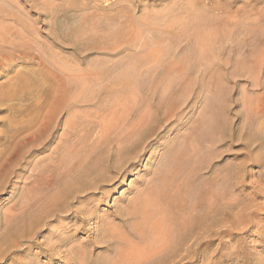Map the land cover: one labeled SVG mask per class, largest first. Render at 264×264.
Listing matches in <instances>:
<instances>
[{"label":"bare ground","instance_id":"obj_1","mask_svg":"<svg viewBox=\"0 0 264 264\" xmlns=\"http://www.w3.org/2000/svg\"><path fill=\"white\" fill-rule=\"evenodd\" d=\"M31 2L33 1L31 0ZM184 6L188 7L187 5ZM11 7L12 5L9 8ZM189 8L188 10H190ZM192 9L194 10V7ZM227 9L225 8L226 11ZM206 10L208 12V9ZM248 10L247 12H249ZM18 11L21 10L18 9ZM196 11L195 9L193 15L196 14ZM206 13H200L202 16H194L200 23L201 20L203 21L194 33L198 37L199 46L196 43L197 48L200 47L197 51V61L203 60L209 47L211 50L214 49L211 48L212 45L220 47L223 43L219 44L218 39L221 38L222 34V37H225L228 33L227 28L234 24V20L232 24L229 22L230 17L227 19V14L226 16L223 15L224 17L220 14L221 16H218V18H213L210 17L211 15H206ZM15 15L11 11L10 13L7 12V9L5 10L0 5V26H3L2 29H4L0 31V79H3L0 83V197L5 193L11 177H15L22 183L20 196L16 198L18 193L16 194L13 190L15 193L13 192L9 196L10 202L8 201L5 204L7 208L3 209L4 206H0V264H40L38 262L40 256L47 257L45 264H170L175 262L177 258L198 259L201 256L197 252L201 241L207 239L212 243L213 240L211 241V239L215 234V227L225 217L226 219L229 216L232 217V210L235 208V203H232L229 197V199L227 198L228 193L225 192L231 174L225 172L224 176H219L221 174L219 173V167H215L212 160H215L214 155L219 146L224 147V151L229 152L234 146L233 142L238 140V133L242 131L240 128L245 123L235 126L236 131H233L232 119L229 117V114H231L230 106L226 103L214 111V108L207 106L209 103L201 104L197 96L191 100L178 97L176 94L180 91L179 94H182L183 88L187 86L185 75L188 73L182 72V69H186L184 67L186 64L185 58L181 54L178 58L176 55L177 59L173 62L169 61V65L164 68L162 73L158 74L156 70L158 62H155L154 59L153 62L150 60L153 57L152 52L156 49L150 51L148 56L146 55L147 57H142L144 59L136 60L134 69L129 68L124 72L121 71L122 73L120 72L121 74L117 76L113 77L115 74L112 75L115 67L112 64H110L112 69L108 66L109 70L103 71V68H101L96 70H101L97 73L91 71L94 81L92 78L86 79H92L94 82L92 84L95 86L93 88L94 92L91 91L92 87L88 90L90 82L89 85L87 83L88 86L86 85L87 88L85 89L91 91L88 92L90 93L89 96L92 92L94 96L92 98L88 96L89 99H79L72 95V84L78 86L77 78L75 81L71 79L73 83L70 82V78L68 79L60 74L55 68L56 66H54L55 69L49 67L47 61H44L39 53H35L36 49L34 52L29 47L30 45H27L29 43L22 41L24 28L22 24L24 23L20 25ZM119 16H117V19ZM257 17L258 14L256 20ZM90 21H92L91 18ZM251 21L255 23V20L251 19ZM5 22L7 24L12 22L14 25L19 26V29H17L18 27L17 30L13 29L16 32L9 33L16 41L8 39L9 31L7 30L9 25ZM237 24L238 22L235 25L236 28L235 26L232 27L233 31L235 30L234 32L238 28ZM239 25L241 26V23ZM251 25L248 22V27ZM248 27L246 23V27L242 28L246 29ZM254 27L252 26V28ZM91 31H93L92 28ZM222 31H226L225 34ZM255 31L256 29L252 35ZM257 33L259 34V32ZM57 39L56 41H59ZM256 39L258 40V37ZM247 44H243V46ZM33 45L35 48V43ZM231 46H226L225 43L224 48L225 50L229 49L230 51H228L232 53L234 48L232 50L233 46ZM262 46L264 50V44ZM74 47H76L75 44ZM102 49L104 50V48ZM130 49L135 50L134 45ZM78 50L80 51V49ZM211 50L208 53L212 54L213 51ZM223 52H225L224 49H221V51L215 49V52H213L215 62L212 60L213 58L207 57L208 55L205 60L209 58L213 61L210 64L212 67L225 70L228 62H224V55L228 58L230 56L229 54H223ZM139 54L140 51H134L131 55L137 57ZM161 55L163 54L161 53ZM182 59H184L183 66L181 64ZM234 59L236 60V58ZM248 61L249 59L246 58L244 62H239L241 63L240 66L246 68ZM114 62L116 63V60ZM259 62L261 60L254 64L255 69L258 71L262 68ZM86 63L84 62V64ZM23 65L29 67L28 71H23L25 75L18 72L12 73L17 66L22 68ZM50 65L53 64L50 63ZM207 65L209 67V63ZM197 66L193 68V71L191 70L192 73H195ZM82 72L87 73L88 71L83 70ZM198 73L200 72L198 71ZM87 74H91L90 71ZM84 75V73L81 74V77ZM252 75L254 76V74ZM143 80H149L147 81L149 83L147 84L145 81L146 84H143ZM255 82H257L256 79ZM80 84L79 86H81ZM29 86H33V88L28 94L23 89ZM77 86H75V89H77ZM251 87H260L259 89L262 90L258 94L261 98L258 102L261 100L262 105L261 108L257 105L259 109L253 110L254 112L251 115H247L251 116L248 121L258 122L257 124L260 125L259 131L256 128L258 133L252 131V133H249V144L259 142L256 151H262L263 153L264 86L252 83ZM81 90L84 91V89H80V92H83ZM33 91H35L34 94H32ZM76 94L78 96V93ZM86 95L87 93L85 97H87ZM227 97L229 96L227 95ZM220 98L222 99V97ZM258 104L260 105V103ZM198 108L200 110L197 112ZM64 113H67V115ZM62 114L66 117L61 122L59 116ZM195 114L196 119L193 118ZM248 125L246 127L247 133L248 127H253V124ZM51 137L55 141V147L51 148L50 151L51 156H53V163H44L37 172L34 173L33 171L31 173L29 170L30 174L25 175L30 163L19 162H22L32 149L43 150ZM249 144L246 145L247 149H249ZM159 147L163 152L155 161L156 163H148L152 165L151 168H145L143 174L137 176L136 180L129 184L126 192L109 205V195L122 187L129 176L139 172V169L143 166L142 160L144 159L142 157L148 151L154 152ZM259 156L255 158L258 159ZM257 159L256 161L254 159L252 163H260ZM228 167L231 166L228 164ZM220 171L222 172V170ZM233 171L235 170L233 169ZM234 182L236 183L237 179ZM257 185H259L258 182ZM261 191L263 190L261 189ZM257 192L259 193V189ZM230 194H233V192ZM21 196L25 199V202H23L24 199ZM235 197L237 198V196ZM243 203L245 204V201ZM107 205L108 207L103 209ZM259 210L260 208H257V211ZM238 211L237 209L235 213ZM244 216L246 217V214ZM229 219L231 218L229 217ZM246 219H249V217H246ZM238 221H236L237 226ZM224 223L227 224L228 222L224 221ZM223 227L225 226L223 225ZM80 232L88 234L85 238L81 237L82 240H78L79 238H76V236ZM215 236L217 235L215 234ZM86 244L96 248H104L112 255V258L109 256L108 259H102V257V260L96 258L91 261L89 259V256H91L89 252L91 251L87 250ZM96 256L98 257V254Z\"/></svg>","mask_w":264,"mask_h":264},{"label":"rangeland","instance_id":"obj_2","mask_svg":"<svg viewBox=\"0 0 264 264\" xmlns=\"http://www.w3.org/2000/svg\"><path fill=\"white\" fill-rule=\"evenodd\" d=\"M6 1L7 0H0V3H1L0 5L2 6V8H5V10L7 9V12H9V13L11 11V13L16 14L15 16H16L20 25L22 23H24V24H22V27H24L23 31H22V36H23L22 41L25 43H29L27 45L28 46L30 45L29 47L32 48L33 51L36 49V52L35 51L34 52L37 54L39 53V55L42 57V59L44 61H47L49 67L54 68V66H56L55 68L57 69V71L60 74H62L64 77H67L68 79L70 78L69 79L70 82H72L71 79H73L75 81L77 78L76 82H77L78 86L76 84H72L73 90H74V91L72 90V95L76 96L79 99H84V98L87 99L89 94H90L88 92L93 91L94 90L93 88H95V86L92 85V84H94V82H93L94 79L92 77L93 73L91 71H94V73H97L101 70H99V71H96V70L101 69V68H103V71L109 70V68L111 67L110 64H112L113 67L115 66L114 67L115 70L113 69L114 72L112 73V75L115 74V75H113V77L117 76V75L121 74L122 72H124L125 70H128L129 68L134 69L133 67H134L136 60H139L142 57H147L148 54L150 53V51L152 52L153 50L156 49L154 52H152L153 57H151L150 60H151V62H153L154 60H155V62H158L156 65V70H157L158 74L162 73L164 68L169 65V61L173 62L175 59L178 58V56L180 57V54L182 55L183 58H185V60L184 59L181 60V64L183 66L184 65L183 63L185 61L186 64L184 65V67L186 69H184L185 71L182 69V72L189 74V75L188 74L185 75L186 76L185 82H187V86H186L187 88L186 87H185L186 89L183 88V90H182L183 95L179 94V93H181V91L178 94H176L178 97L180 96L182 98L184 97L183 99L187 98L188 100H191L197 96L199 98L198 101L201 104H203V103L208 104L209 103L207 106L214 108V111L218 110V108H220L222 105H224L226 103L227 105L230 106L229 109H230L231 114H229V117H230V119H232L233 131H236L235 126L237 127L241 123H243V124L245 123V125L246 124L248 125L249 123L253 124L254 129H252L253 127H248V133L246 132L247 131V128H246L247 125L245 126L242 124L243 126H242V128H240L242 130L240 132H242V133H240V132L238 133V140L236 142L235 141L233 142L234 146L229 150V152L224 151L225 150L224 147H220V146L217 147L215 155H214L215 160H212L213 165L215 167L216 166L219 167V168L217 167L219 169V173L222 174V175L220 174L219 176H224L225 172H229V174H231L229 177V181L227 183V186H226V190H225V192L228 193L227 198L229 197L230 199L229 198L228 199L231 200L232 203H235V208H234V210H232L233 215H232V217L229 216L231 219H229V217H228L227 218L228 220H227L225 217L224 220L215 227L214 230H216L215 234L217 236H215V234H214V236H213L214 238L212 237V239H211V241L213 240L212 243L210 242V240L208 241L207 239L206 240L204 239L201 241V245L197 251L198 254L201 256L198 259H193V258H188V257L177 258L175 260V262L170 263V264H264V204H263L264 203V189H263V186H264V180H263V178H264V156H263L264 150H263V153H262V151L261 152L256 151V148H257L259 142L252 143L253 146H251L252 144H249V137H248L249 133H252V132L258 133L260 125L257 124L258 122L252 123L251 121H248V120H250L251 116H247V115H251L252 112L261 108V105H262L261 100L258 102V100L261 99L260 95H258V94L261 93L262 90L259 89L260 87L254 88L251 86H252V83L262 84L264 86V61H263L264 60V50H263V46H262L264 44L263 43L264 42L263 41L264 40V31H263V29H264V0H119V1L118 0H42V1L36 0L38 2H36L35 0H32L33 2H31V0H28V1L27 0H8L7 2ZM85 1H89V2L85 3ZM8 3H10L9 4L10 6L12 5L11 8H9L10 6L8 5ZM32 3L34 4V7H33ZM38 4L41 6H39ZM44 4H46V5H44ZM184 5H187L188 7H186ZM43 6H45V7H43ZM14 7H15V9H14ZM82 7H84V8H82ZM85 7H86V9H85ZM189 7H191V8H189ZM192 7H194V10L192 9ZM204 7H205V9H204ZM185 8H187V9L184 10ZM188 8L190 10H188ZM197 8L200 10H198ZM201 8H203L204 10L208 9L209 13L207 12V10L204 12V10L202 9V11H201ZM225 8H228L227 9L228 13L225 10ZM242 8H244V9H242ZM18 9L21 11H18ZM195 9L197 10L195 15H201L202 13L207 12L206 15H209V16L211 15L210 17L218 18V16H221L220 14H222V17H224L223 15L226 16V14H227L226 17H227V19L230 17L228 20L231 24L233 23V20H234V24H232V26H230V28H227V30L225 29L228 32L227 35L225 37H222V35H223L222 33L225 34V32H226V31L225 32L222 31L221 38L218 39L219 42L217 41L219 44L223 43L225 45V43H226V46L232 45L233 47L232 46L231 47H232V50L234 48V51L232 53H230L229 49L225 50L223 44H221L220 47L217 45H212L213 47H211V48L212 49L214 48L213 50H211L209 47V49L213 52H215V49L220 50V51H221V49H224L225 52H223V54H229V56H230L229 58L224 55V62L225 63L228 62V64H226L227 68L225 67V70L224 69L223 70L222 69H220V70L215 69L214 66L212 67V65H210L211 63H213V61L215 62L216 59L214 58L215 54L213 52H212V54L208 53L210 51L209 49H207V54L205 55V57L208 55L207 57H209L211 59L213 58L212 59L213 61H211V59L209 60V58H208V60H205V59H207V57L206 58L204 57L203 60H200V61H197L198 58L196 59V56L198 55L197 51H199L200 47L197 48L199 46L198 45V37L194 33H195V29L199 26V24H202L203 21L201 20V23H200L199 21H197V19L194 18L195 15H193V14L195 13L194 12ZM246 9L247 10L249 9L248 10L249 12H247ZM189 11H191V12H189ZM254 11H255V13H253ZM222 12L225 14H223ZM257 14H258V17H257L258 21L256 20ZM131 15H133V16H131ZM216 15H217V17H216ZM110 16L113 18V20L115 19L114 20L115 22L112 20V18ZM117 16H119L118 19H117ZM246 16H249V17L247 18ZM89 17L91 18L92 21H90ZM226 17H225V19H226ZM243 17L246 20H243L244 19ZM251 19L255 20V23L257 22L256 23L257 26L255 25L254 21H251ZM86 20H87V22H86ZM231 20H232V22H231ZM240 20H241V22H239ZM259 21H260V23H259ZM235 22L236 23L238 22V24H237L238 28L240 26L239 23H241V26L243 28L246 27V23H247V27H248V22H249V25H251V23H252V25L249 26L250 28L248 27L246 29H243L240 26V28L239 29L237 28L238 30L236 29V32H234L235 30L233 31L232 27L236 25ZM106 24L108 25V28H107ZM7 25H9L8 30H7L9 32H8V35L6 34L7 31L4 34L9 36L8 39L15 40L13 37L10 36V34L16 32L15 30L19 29V26H17L16 24L14 25L12 22H9ZM92 25H94V26L97 25V26L94 27ZM105 26H106V28H104ZM252 26L253 27L255 26V27L252 28ZM2 28H3V26H0V31L4 30ZM91 28L93 31H91ZM100 28H102V29L104 28V29L102 30ZM235 28H236V26H235ZM13 29H15V30L13 31ZM230 29H232V30H230ZM255 29H256V31L252 35V33L254 32ZM110 30H112V31H110ZM245 30H248V31L245 32ZM119 31L122 32V35H121V32L119 33ZM238 31H239V33H238ZM250 31H252V32L250 33ZM2 32H5V31H2ZM257 32H259V34ZM229 33H232L231 34L232 36ZM261 33H262V35H261ZM64 34H65V36H64ZM257 34H258V36H257ZM248 35H250V36H248ZM219 36H220V34H219ZM254 36H257L258 40L256 39L257 37H254ZM55 37H57L59 39V41H56L57 38H55ZM249 37H250V39H248ZM260 37H261V39H260ZM24 38H25V40H24ZM113 38H115V39H113ZM124 38H125V40H123ZM251 38H255V39L252 40ZM29 39L31 40V42H33V44L35 43V45H36L35 48H34V45L31 44ZM116 40H119V41L117 42ZM249 40L252 43L254 41L253 45ZM87 41H89V42H87ZM126 41H127V43H126ZM246 41L248 44L246 43ZM73 42H75V43H73ZM108 42H109V44H108ZM256 42H257V44H256ZM196 43L198 46L196 45ZM218 43H216V44H218ZM74 44L76 47H74ZM243 44H247V45H244L245 46L244 47ZM86 45H89L90 47L86 46ZM133 45L135 47V50L130 49V47ZM255 45H257V46H255ZM80 46L82 48H79ZM102 48H104V50ZM191 48H193V49H191ZM78 49H80V51ZM100 49H102L103 51ZM108 49H111V50L115 49V50H112L114 53L111 50L109 51ZM239 50H241V51H239ZM104 51H106V52H104ZM134 51H136V52L140 51V54L137 57H133L132 55H133ZM193 51H195V52H193ZM34 52H32V53H34ZM79 52H81V53H79ZM104 53L105 54L109 53V54L105 55ZM161 53L163 55H161ZM111 54H115V55L112 56ZM261 54H263V55H261ZM176 55H177V58L175 57ZM212 55H213V57H212ZM191 56H192V58L190 59ZM120 57H122L123 59ZM119 58H120V60H119ZM227 58H228V60L225 61ZM234 58H236V60ZM246 58L249 59V61L247 62L246 68H243L242 66H240L241 63H239V62H244V60ZM87 59H88V61H87ZM142 59H144V58H142ZM83 60H84V62H87V63L84 64V62H82ZM115 60H116V63L114 62ZM259 60H261V62H259V63H260V67H262V68H261V70L258 71L257 69H255L254 64L258 63ZM102 62H104V63H102ZM197 62H198V64H197ZM50 63L53 65H50ZM117 63H118V66H117ZM208 63H209V67H207ZM235 63H237V64H235ZM102 64H104V65H102ZM125 64H126V66H125ZM197 65H199V66H197ZM33 66L35 67V65H33ZM108 66H109V68H108ZM195 66H197L196 67L197 70L195 71V73L194 72L192 73L191 70L193 71V68ZM105 67H107V68H105ZM250 68H251V70H250ZM86 69H89V70H86ZM111 69H112V67H111ZM28 70H29V67H27V65H23L22 68L20 66H17L12 73L18 72V73L25 75L23 71H28ZM65 70H66V72H65ZM83 70L88 71L87 73H89V71H90V73L92 75L87 74L85 72H82ZM198 71L200 73H198ZM234 71H236V72H234ZM78 72H80V73H78ZM116 72H118V73H116ZM196 72H197V74H196ZM83 73L85 75L81 77V74L83 75ZM213 73H215V74H213ZM239 73H240V75H239ZM257 73H259L260 75ZM252 74H254V76ZM195 75H197V76H195ZM198 75H200V76H198ZM86 76H89V77H86ZM180 76H181V74H180ZM185 76H184V78H185ZM202 76L203 77L205 76V77L201 78ZM217 76H219V77H217ZM79 77H81V78H79ZM86 78H89V79L92 78L93 81H92V79L88 80ZM189 78H190V80H189ZM80 79L82 82L81 84H80ZM255 79L257 82H255ZM2 81H3V79H0V83ZM143 81H144L143 84H146V82L149 80H143ZM205 81L206 82L208 81L207 84ZM76 82H74V83H76ZM188 82H190L192 84L191 85L189 83L191 87L189 86ZM209 82H210V84H209ZM221 82H222V84H220ZM87 83H88V85L90 84V86H88ZM148 83L149 82H147V84ZM79 84L83 87L79 86ZM74 85L77 86V89L78 88L79 89L78 90L75 89L76 87ZM86 85L88 86V90L91 87H92V90L91 91L86 90L85 89V88H87ZM32 88H33V86H29L28 88L23 89V90H25V92L29 94L30 91L32 90ZM80 89H84V91L81 90L83 92H80ZM211 90H213V91H211ZM251 90H255V91H251ZM85 91H87L86 92L87 97H85V94H86ZM93 92L90 95L91 98H92V96H94ZM34 93H35V91L32 92V94H34ZM76 93H78V96ZM82 93H83V95H82ZM208 93L210 96L208 95ZM79 94H80V96H79ZM81 95L84 97L82 98ZM176 95H174V97H176ZM215 95H216V97H215ZM227 95L229 97H227ZM253 95H256V96H253ZM178 97H176V98H178ZM220 97H222V99ZM243 97H244V99H243ZM209 101H211V102H209ZM256 101H257V104H256ZM258 103H260V105ZM257 105L260 107L258 108ZM256 106H257V108H255ZM250 109H252V110H251V113L249 114ZM199 110H200V108H198L196 111L198 112ZM64 114L67 115V113H64ZM64 114L59 116V119L61 118L60 121L61 120L63 121L64 117H66ZM206 117H207V115H206ZM206 117H204V118H206ZM193 118L194 119L197 118L196 114L194 115ZM197 121H199V120H197ZM247 121H248V123H247ZM251 124H249L248 126H251ZM254 124H255V126H254ZM256 128L258 131L256 130ZM56 129H57V127H56ZM56 129H53V130H56ZM249 130H250V132H249ZM253 130H255V131H253ZM248 144L250 145L249 146L250 150L246 148V145H248ZM254 144H255V146H254ZM54 147H55V141H54L53 137H51V139L46 144V146L43 148V150L32 149L28 153L27 157H25L23 159L24 161L22 160V162L21 161L19 162V163H30V165L28 166V169H27L28 171H26L25 175H27L28 173L30 174L29 170L31 171V173H33V171H34V173L37 172L39 170L40 166L43 165L44 163H53V159H52L53 156H51L50 151ZM248 150H249V153H248ZM162 152L163 151H161V147L156 148V150L154 152L148 151L147 154H149V155L145 154L142 157V159H144V160H142L143 166L141 165L142 167L139 169V172L137 174H133V175L129 176L127 178L126 183L122 187H120L116 190L117 192L115 191L109 195L110 196L109 205L112 204L113 200H117L121 194H124L126 192L129 184L133 183L136 180L137 176L143 174L145 168H147V167L151 168L152 165H149L148 163H156L155 161L161 155ZM250 156L252 157V159H250L251 158ZM256 156L260 157V158L258 157L259 160L257 158H255ZM248 157H250V158H248ZM249 159H250V161L251 160L252 161L250 162ZM256 159L258 161H260V163H258V164L252 163V162L256 161ZM228 164L231 167H228ZM236 166H237V168H236ZM226 167H228V168H226ZM225 168H226V170H225ZM232 168L235 171H233ZM220 170H222V172ZM17 173H19V171H17ZM236 179H237V182L235 183L234 180L236 181ZM238 181L242 182V183H239ZM257 182L260 186L257 185ZM21 185H22V183L20 182V180L18 181L15 177L10 178V181H9L8 187L6 188L5 193L3 195H1V197H0V206H4L3 209L7 208L6 207L7 205L5 206V204L8 203L9 196L14 191L16 192V194L18 193L17 194L18 196L16 195V198L20 196ZM254 187H256V188H254ZM260 188L263 191H261ZM231 189H232V191H231ZM258 189H259V193L257 192ZM229 192L230 193L233 192V194H230ZM250 192H252V193H250ZM260 192L263 194H261ZM252 194H255V195H252ZM257 194H259V195H257ZM233 195H234V197H233ZM235 196H237V198ZM259 196H261V197H259ZM231 197L233 198V200ZM239 197H240V199H238ZM21 198L24 199L22 196H21ZM244 198H245V200H244ZM234 199L237 200V203H236V200H234ZM243 200L245 201V204L243 203L244 202ZM239 201H240V203H239ZM23 202H25V199L23 200ZM261 203L263 204V206H261L262 205ZM243 205H244V207H243ZM107 207H108V205L104 206L103 209H106ZM236 207H239V208H236ZM257 208L258 209L260 208V210L257 211ZM237 209L240 211V213H239V211L237 212L239 215L237 213H235V211H237ZM243 209H244V211H243ZM254 210H256V211H254ZM248 211H249V213H248ZM9 212H13V211H9ZM243 212L246 214V217H249L250 220L246 219V217L244 216L245 214ZM243 218H244V220H243ZM239 219H240V221H238ZM224 221H226L228 223L226 224V223H224ZM236 221H238V226L236 224ZM229 222H230V224H229ZM223 225L225 227H223ZM87 234L88 233L80 232L77 234L76 238H79L78 240H82V238H85ZM215 237H216V239H215ZM86 245L88 246V247L85 246L87 248V250L91 251V252H89V255H91V256H89L90 257L89 259L91 261L95 260L96 258L100 259V260L105 259V258L108 259L109 256L112 258V255L109 254L107 251H105L104 248H102V247L96 248V247H93L92 245H89V244H86ZM97 254H98V257L99 256H101V257L98 258L96 256ZM207 255H208V257H207ZM46 258L47 257L40 256V258H39L40 261H38V262L40 264H45L47 261Z\"/></svg>","mask_w":264,"mask_h":264}]
</instances>
